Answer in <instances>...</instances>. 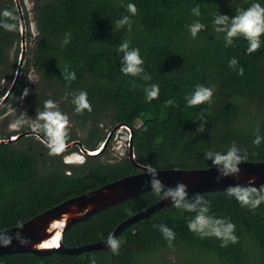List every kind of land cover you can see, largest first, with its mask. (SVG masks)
I'll list each match as a JSON object with an SVG mask.
<instances>
[{"label": "trees", "instance_id": "obj_1", "mask_svg": "<svg viewBox=\"0 0 264 264\" xmlns=\"http://www.w3.org/2000/svg\"><path fill=\"white\" fill-rule=\"evenodd\" d=\"M129 3L137 9L131 17L132 30L125 26L115 31L116 20L130 15ZM252 3L264 6V0H36L38 35L29 62L40 81L35 92L27 96L29 114L42 111L46 100L58 102L80 126L112 112L115 124H125L134 131L136 162L157 169L212 167L204 153L226 152L233 141L242 153L246 151V161H264V139L259 146L253 144L256 135L264 138V36L260 49L249 55L243 37L226 47L223 34L213 31L216 15L231 17L237 9H246ZM197 5L199 17L191 12ZM4 9L15 16L17 29L8 32L0 28V67L9 48L21 42L15 0H0V11ZM196 20L206 25V30L194 39L187 26ZM25 22L27 28L26 18ZM69 33L70 42L65 44ZM124 40L140 50L150 81L120 72L121 54L116 49ZM233 58L238 60L236 70L229 67ZM66 65L76 74L70 84L63 78ZM240 67L243 76L238 73ZM132 82L137 87L133 88ZM151 84H157L160 92L148 103L144 89ZM197 85L213 89L212 101L187 107L186 97ZM22 88L23 83L18 82L1 113L12 108L11 103L19 102ZM80 91L87 92L92 107L82 115L75 113L72 95L64 99L66 93ZM169 99L175 105L166 106ZM201 117L204 120L200 121ZM205 121V131L198 132ZM87 133L86 149H98L102 138L99 127H91ZM0 136L6 138L12 133ZM35 141L45 145L37 138ZM16 142L0 144V231L29 221L69 198L139 172L128 157L109 163L100 156L86 155L80 165L54 160L41 172L36 146L31 143L21 148ZM68 143L65 140V145ZM151 191L75 224L63 236V245L77 247L106 240L124 220L161 200ZM196 194L204 195L209 202L210 215L236 225L238 243L222 248L221 241L214 237L201 239L187 227L193 214L172 204L121 232L118 255L110 249L42 257L18 253L0 256V264H90L93 256L96 264H264V204L250 210L225 191ZM161 224L175 232L171 248L157 227ZM170 250L176 251L177 261L166 257Z\"/></svg>", "mask_w": 264, "mask_h": 264}, {"label": "clouds", "instance_id": "obj_2", "mask_svg": "<svg viewBox=\"0 0 264 264\" xmlns=\"http://www.w3.org/2000/svg\"><path fill=\"white\" fill-rule=\"evenodd\" d=\"M127 12L130 15H124L120 19L116 20L114 27L115 31H118L125 26L129 32L132 30V16L137 14V9L134 4L129 3L127 5ZM192 15L199 17L201 14L200 7L197 5L191 9ZM15 16L13 13L4 9L0 11V28L8 32H13L17 29L15 23ZM192 38H196L198 34L206 30V25L194 21L187 26ZM213 31L216 34H223L225 46H231L234 39L243 37L248 42L247 54L251 55L258 51L261 47V37L264 36V6L260 3H252L246 9H237L235 15L229 17L227 15L218 14L213 18ZM71 34H66L64 43L70 42ZM129 40H124L120 43L116 49L117 53L121 54V67L120 72L128 77L139 78L145 82L151 80L143 67L144 60L141 58L140 50L130 46ZM238 60L233 58L229 61V67L236 70ZM63 78L68 81L69 84L76 79L75 72H70L67 65L63 70ZM240 76L244 75L243 67L238 69ZM31 81V78H28ZM133 88L137 85L132 82ZM146 102L150 103L159 96V86L157 84H151L144 89ZM24 96L28 95V90H24ZM72 95L71 103L74 105V111L78 115H82L85 111L91 112L92 107L88 100L87 92L80 91L75 94L66 93L64 99L67 100L68 96ZM214 91L212 88L204 85H197L194 91L186 97V105L190 108H195L203 104H210ZM23 99V97H21ZM174 100H167L166 106L175 105ZM204 120L203 117L200 121ZM69 117L59 109L57 102L53 100H46L43 103V110L36 112L35 118H30L28 114L21 113L10 124L11 129H19L24 126H29L35 131L43 133L46 137V144L49 148V155H57L65 147V140L67 137V130L69 127ZM200 124L197 129L198 132L205 131V124ZM259 130L257 129V132ZM260 135H256L253 144L259 146L262 142ZM76 157L80 155L74 154ZM204 158L207 161H211V166L216 169L218 175L216 177L217 183L221 179L228 177H238L241 171V164L247 160V153L241 152V149L233 141L228 147L226 152L218 151H206ZM79 159V158H78ZM85 161V159H84ZM84 161H81L83 163ZM77 164H81L80 159ZM67 164H73L74 162H66ZM146 174L150 176V187L152 193L164 201L170 200L173 207L180 209L193 215L187 220V227L190 232L197 235L201 239L204 238H216L221 241L220 246L226 248L229 244H236L239 241L236 235V225L230 220L224 218H217L210 215V204L204 198L202 194H195L189 196L188 186L183 182H177L175 186L166 187L159 179V172L157 168L150 165H144ZM255 181H249L248 185H230L225 193L228 197L234 198L242 207L250 210L257 209L261 204H264V186L260 188L252 186ZM128 214L132 215L131 210H128ZM159 231L162 233L164 239L167 241L168 246L173 247V241L175 240V232L168 228L166 225H158ZM15 239L23 246L28 243L19 232L16 234ZM12 237L7 234H0V246L10 245ZM106 245L113 254L118 255L120 249V242L112 234H109L106 239ZM90 264H96L95 257L90 260Z\"/></svg>", "mask_w": 264, "mask_h": 264}, {"label": "water", "instance_id": "obj_3", "mask_svg": "<svg viewBox=\"0 0 264 264\" xmlns=\"http://www.w3.org/2000/svg\"><path fill=\"white\" fill-rule=\"evenodd\" d=\"M15 3L20 16L21 54L13 83L0 101V110L4 107L9 96L14 92L17 86L27 48L26 22L23 8L20 4V0H15ZM121 128H126L130 131L128 158L134 165H136L139 172L105 184L81 195L69 198L57 206L33 217L29 221L0 231V234H7L12 237L10 245L0 246V256L18 253H30L39 257L47 256L52 253L79 255L89 251L108 249L106 240L77 247H65L62 238L75 224L119 203L152 190L149 184L150 176L146 174L144 165L138 164L135 160L133 147L134 131L125 124H116L115 128L103 141L102 146L96 150L90 151L85 149L80 141H72L66 144L61 150L66 151L74 146H78L81 152L86 156H100L112 136ZM27 136H35L47 145L46 137H44L41 132L35 130L24 131L6 138L0 136V144L16 142L20 138ZM240 168L241 171L238 177L224 178L221 179L219 183L216 181L218 173L213 167L197 169L168 168L157 169V171L159 172V179L166 187L175 186L177 182H183L188 186L189 195L196 193L221 192L225 191L230 185H248L249 181L253 180L255 183L252 186L257 188L264 186V161H245L241 164ZM171 205L172 202L170 200L164 201L161 199L152 206L124 220L116 227L112 235L118 239L121 232L126 228L142 219L148 218L150 215L164 207ZM18 232L26 238L28 241L27 244L22 246L15 239ZM54 239H56V244L53 245L52 241Z\"/></svg>", "mask_w": 264, "mask_h": 264}, {"label": "rangeland", "instance_id": "obj_4", "mask_svg": "<svg viewBox=\"0 0 264 264\" xmlns=\"http://www.w3.org/2000/svg\"><path fill=\"white\" fill-rule=\"evenodd\" d=\"M20 3L23 7L24 16L28 23L26 28V54L24 58L23 67L21 70V74L19 77V83H23L22 95L23 99H19L17 104L11 103L12 108H6L3 113L0 110V134L7 135L8 133H12L15 135L21 130L26 129L27 131L33 130L29 126H24L19 129H11L10 124L19 116L21 113H27L30 118H35L36 114L30 115V102L27 100V96L33 94L36 90V85L40 81V76L36 73L32 62H29L30 54L32 53L36 38L38 35L36 20H35V6L36 0H20ZM20 30V29H19ZM21 54V42L14 44L11 48H9L7 52V58L5 63L0 67V101L3 96L6 94L7 90L11 87L13 80L15 78V73L19 65V58ZM28 64V65H27ZM31 78V81L28 78ZM28 90V95L24 96V90ZM57 104H59L57 102ZM64 114L69 117V127L67 130L66 141H80L83 143L85 149L88 145L85 144V140L88 136V130L91 127L98 126L101 132V139L97 144V147H101L103 141L107 138L108 134L115 128L116 124L113 122V114L112 112L103 113L100 117L89 120L86 126H80L76 123V121L69 115L68 112L64 111L60 108ZM17 135V134H16ZM130 138V131L126 128H121L115 132L112 136L111 140L106 145L103 150L100 158L102 161H106L109 163L118 162L122 159L128 157V142ZM23 139V138H22ZM36 137L33 136L32 139L23 140L21 142H16L18 146L21 148H28V145L32 143V145L36 146L38 151V162L37 166L41 172H45L49 167L51 162L54 160L62 159L63 163L69 162L70 160H74L75 158H79L80 162L84 161V154L79 150H75L78 146H74L69 150L61 151L57 155H49V152L46 146H42L39 143H35ZM78 153L80 156L76 157L74 154ZM48 154V155H47ZM78 162H74V165ZM166 257L171 261H177L176 251L170 250L166 252Z\"/></svg>", "mask_w": 264, "mask_h": 264}, {"label": "flooded vegetation", "instance_id": "obj_5", "mask_svg": "<svg viewBox=\"0 0 264 264\" xmlns=\"http://www.w3.org/2000/svg\"><path fill=\"white\" fill-rule=\"evenodd\" d=\"M83 144V143H82ZM84 146V145H83ZM79 148V147H78ZM80 149V148H79ZM81 151V150H80ZM84 156V155H83ZM79 159L78 158H75L74 160H70L71 162H77ZM85 162V161H84ZM83 162V163H84ZM82 164V163H81Z\"/></svg>", "mask_w": 264, "mask_h": 264}, {"label": "bare ground", "instance_id": "obj_6", "mask_svg": "<svg viewBox=\"0 0 264 264\" xmlns=\"http://www.w3.org/2000/svg\"><path fill=\"white\" fill-rule=\"evenodd\" d=\"M52 244H53V245L56 244V239H54V240L52 241Z\"/></svg>", "mask_w": 264, "mask_h": 264}]
</instances>
